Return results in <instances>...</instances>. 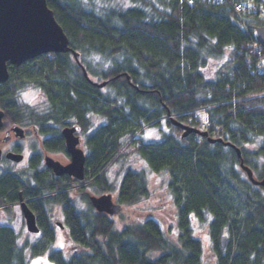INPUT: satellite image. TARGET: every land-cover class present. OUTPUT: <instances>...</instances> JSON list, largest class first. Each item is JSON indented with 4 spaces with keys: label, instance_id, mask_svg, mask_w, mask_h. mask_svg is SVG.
Here are the masks:
<instances>
[{
    "label": "trees",
    "instance_id": "obj_1",
    "mask_svg": "<svg viewBox=\"0 0 264 264\" xmlns=\"http://www.w3.org/2000/svg\"><path fill=\"white\" fill-rule=\"evenodd\" d=\"M48 6L78 57L70 51L10 65V78L0 85L3 130H32L44 151L67 156L61 132L76 127L90 183L79 188L71 177L55 176L32 145L24 172L0 176V208L18 204L22 193L41 235L22 244L10 226H1L0 264H30L38 255L51 264H204L194 223L208 226L216 264H264V191L250 182L237 154L264 179V100H246L264 90V47L256 38L264 0H56ZM225 56L228 62L219 63ZM27 91L39 92L43 104L23 102ZM173 119L223 143L183 138ZM162 124L161 139H143L146 129ZM124 151L151 173L168 175L176 241L154 218L118 230L114 218L93 208L90 195L116 194L127 208L149 199L146 170L125 169ZM117 164L119 186L108 176ZM53 206L63 213L67 251L51 249Z\"/></svg>",
    "mask_w": 264,
    "mask_h": 264
},
{
    "label": "water",
    "instance_id": "obj_2",
    "mask_svg": "<svg viewBox=\"0 0 264 264\" xmlns=\"http://www.w3.org/2000/svg\"><path fill=\"white\" fill-rule=\"evenodd\" d=\"M56 1V0H50ZM257 40L264 47V27L258 28ZM72 51L77 58L78 55L69 47V39L63 28L57 22L54 12L48 7V0H0V85L8 82L9 65L20 67L27 61L39 56L53 53H67ZM85 77H88L84 70ZM106 83L99 84L104 87ZM4 112L0 108V129L4 126ZM177 127L183 131L182 137L196 134L202 137H209L208 132L183 125L173 119ZM16 137L24 138L25 131L19 126L14 127ZM75 127H66L62 130L65 140V148L70 156V162L63 164L51 156H45V166L57 177L64 175L71 176L78 181L85 179L86 154L81 148L80 138L77 136ZM7 137L6 140H9ZM211 142H222V139H213ZM230 145V144H227ZM231 146V145H230ZM241 158V168L247 174L249 180L255 186L264 189V179L257 180L251 169L242 162L241 151L237 149ZM3 158V151L0 148V161ZM5 159L21 163L24 155L8 152ZM94 209L98 213L108 216H116L122 211V206L115 203L111 194L93 196L90 198ZM22 213L24 215L27 229L30 233L38 234L40 229L37 225L35 214L28 207L22 195H20ZM227 237L221 238L222 247H225Z\"/></svg>",
    "mask_w": 264,
    "mask_h": 264
},
{
    "label": "rangeland",
    "instance_id": "obj_3",
    "mask_svg": "<svg viewBox=\"0 0 264 264\" xmlns=\"http://www.w3.org/2000/svg\"><path fill=\"white\" fill-rule=\"evenodd\" d=\"M229 58L227 56L219 59V63L223 64L228 62ZM23 102L29 104L32 107L38 108L39 105L43 104V97L39 92L27 91L23 94ZM198 116L204 117L203 113H197ZM102 121L97 119L95 120V127H97ZM161 129V130H160ZM166 131V127L162 124L159 128L146 129L142 137L145 141H156L161 139L163 133ZM30 137L23 140H17L13 138V141L20 143L22 152L25 155V161L21 164H14L9 162H4L0 164V176L5 171L15 172L17 175L25 171L29 165V160L32 155V145H37L40 148V137L30 132ZM0 148L4 151H8L9 145L4 143L3 134H0ZM44 155H47L46 152L42 151ZM127 153V159L125 160V169L127 167L132 168L135 171L146 170L148 181H149V192L150 197L147 200H144L140 204L131 207H124L120 215L114 217L116 222V228L118 230L123 229L125 226L141 222L147 218H154L158 220L166 234L170 239L176 241L179 237V231L177 230V209L174 204V199L171 196V193L168 190V175L167 174H153L149 171L146 164H144L140 159L133 154H129V151H124ZM49 155V154H48ZM56 160H59L63 164L69 162V160L64 156H53ZM121 164V163H120ZM120 165H114L108 169L109 178L116 183V186L120 184V177L118 175ZM87 193H90L87 191ZM114 200H116V194H113ZM51 220L53 226L55 227V242L51 246L52 250H64L67 251L68 245V236L64 230H60L56 224L58 222H63V213L60 207L53 206L50 209ZM1 226H10L14 232L18 235L20 243H29L34 244L38 241V235L29 234L26 228V223L21 212V207L19 204H16L10 209L0 208V227ZM194 236L201 240L204 248V264H216V257L214 255V249L212 240L209 234V228L207 225H201L194 223ZM227 242V241H226ZM30 256V252H28ZM30 264H51L47 255H38L30 257Z\"/></svg>",
    "mask_w": 264,
    "mask_h": 264
},
{
    "label": "flooded vegetation",
    "instance_id": "obj_4",
    "mask_svg": "<svg viewBox=\"0 0 264 264\" xmlns=\"http://www.w3.org/2000/svg\"><path fill=\"white\" fill-rule=\"evenodd\" d=\"M3 131H5V130H0V134H3V141H4V143H6V144H8L9 145V148H8V150L9 151H11V152H14V153H22L23 154V152H22V146H21V144L19 143H16V142H14L13 141V138H16L17 140L19 139L18 137H16V135L13 133V131H5L4 133H3ZM15 135V136H14ZM30 134L28 133V132H26L25 133V136H24V138H21V139H19V140H23V139H25V138H28V137H30L29 136ZM7 137H11L10 138V140H4V139H6ZM16 149H19V150H21V152H17V150ZM25 156V155H24ZM32 156V155H31ZM67 158V157H66ZM68 159V158H67ZM69 160V159H68Z\"/></svg>",
    "mask_w": 264,
    "mask_h": 264
},
{
    "label": "built area",
    "instance_id": "obj_5",
    "mask_svg": "<svg viewBox=\"0 0 264 264\" xmlns=\"http://www.w3.org/2000/svg\"><path fill=\"white\" fill-rule=\"evenodd\" d=\"M243 9H244L243 5H240L239 12H241V11L243 12ZM262 16L264 18V10L262 11ZM257 97L264 98V92H262L261 94H259Z\"/></svg>",
    "mask_w": 264,
    "mask_h": 264
}]
</instances>
